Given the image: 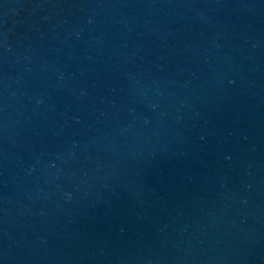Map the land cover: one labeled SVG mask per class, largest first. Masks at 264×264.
<instances>
[{
  "label": "water",
  "instance_id": "1",
  "mask_svg": "<svg viewBox=\"0 0 264 264\" xmlns=\"http://www.w3.org/2000/svg\"><path fill=\"white\" fill-rule=\"evenodd\" d=\"M0 264H264V0H0Z\"/></svg>",
  "mask_w": 264,
  "mask_h": 264
}]
</instances>
